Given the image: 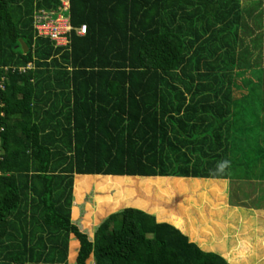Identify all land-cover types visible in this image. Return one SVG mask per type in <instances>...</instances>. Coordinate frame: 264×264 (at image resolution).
<instances>
[{"label": "trees", "instance_id": "obj_1", "mask_svg": "<svg viewBox=\"0 0 264 264\" xmlns=\"http://www.w3.org/2000/svg\"><path fill=\"white\" fill-rule=\"evenodd\" d=\"M68 1L69 42L55 46L36 36L33 15L60 0H0V264H69L71 236L75 264H230L131 207L139 202L131 189L165 191L134 176L226 178L245 163L246 153L234 150L237 131L248 132V151L255 141L254 165L264 167L258 95L252 117L249 107L235 112V93L253 87L255 66L264 73V32L249 37L246 21L262 4ZM28 64L25 72L3 69ZM112 176H133L128 200L115 199L123 179ZM76 177V219L91 186L99 203L108 191L128 205L109 212L92 238L71 220ZM171 187L187 189L181 180ZM14 217L32 234L14 228Z\"/></svg>", "mask_w": 264, "mask_h": 264}, {"label": "rangeland", "instance_id": "obj_2", "mask_svg": "<svg viewBox=\"0 0 264 264\" xmlns=\"http://www.w3.org/2000/svg\"><path fill=\"white\" fill-rule=\"evenodd\" d=\"M262 16H264V11L262 12ZM262 68L263 67L255 66L253 71H255L256 69V71H258L259 73L258 74L256 73L257 75L255 76L251 75L247 79L248 82L253 84L252 88L245 86L241 88V91H238L237 93H235L236 98H237L235 112H237V115L239 114V108L242 106H245L247 111L249 107V111L247 112L248 116L250 117L253 116L252 107H250V101L258 93L264 94V73L262 72L263 71ZM260 87H261V91L258 90ZM259 102L261 105L264 106V99L262 101L257 100L255 101L254 104H258ZM238 105H239V108H238ZM246 133L248 134V132ZM246 133H242V131H237L236 138H235L236 145L233 144L235 151L236 150L238 152L244 151V153H246L243 156L246 164L236 163L238 162L237 158L233 159V163H236L238 167L235 169H232L231 172L229 173L232 179L229 181V185H228L229 195L227 199H225L226 202L230 204L231 206H243V208H231V207L228 208L227 206H225V202L221 201V203H217V205L221 206V208L213 209L214 207H211L210 212L212 216L215 217L214 221L220 220V222L225 225L222 231H226L227 236H230L234 242L239 241L236 245V248L238 247V250H235L233 254L229 252V255L232 256L231 258L235 259L236 264H244V263H240V260L244 262L245 259L246 261H249L248 264H264V229L260 227V223H262L263 221L262 219L264 218V215L260 214L261 212H252L248 210V207H253L257 209L259 208V209L264 210V181L260 182L258 180V182H255L254 180V177H258L257 173L260 174L261 170L263 169H260V167H258V169L260 170H257V172L256 170H254V168L257 166V165H254V164H257L256 163L257 159L256 160L253 159L251 149L256 150L257 147L255 144V141L252 139L250 140V151H248V146H247L248 135ZM89 176L92 177V176H102V175H89ZM115 178L122 180V177H115ZM125 178H127V180L132 181L131 179L132 176H125ZM133 178H139V177L134 176ZM145 178H151V177H141V179L143 180ZM77 179H80V178L76 177L75 181ZM151 180H153L152 181L153 183H155L154 181H158L161 187L163 188L166 187L168 189L164 191L162 195H158L154 190L153 192L149 190L147 192L140 193L142 191L139 192L135 189H131V193H133L131 195H134V198L136 200H138L137 198L142 197L143 201L141 202L145 204V206L143 205L142 207L145 208V210L148 212H151L154 214L158 213L157 216L162 221H167V222L174 221L176 220V218L181 217L180 219L182 220V224H184L187 221L184 217L191 211L192 206L197 205L196 209H201L202 206H204L205 204L203 203L204 202L203 201L204 191L199 189V187H195V189L192 188L190 190H188L187 188L183 193L176 195L177 193L169 191L167 182L170 179H168V177H157ZM99 181L100 180H96V183H99ZM128 182H125L123 179L122 184L120 186L124 187L123 184H125L126 186L128 185L129 187ZM190 182L191 181L188 182L189 188L192 187L191 186L192 184ZM195 182L197 181H194L193 183ZM89 184L90 183L86 184V186ZM81 185L84 186L85 183ZM91 188L93 190L85 189V193L83 194V197H85L86 201L90 200V203L91 202L93 203L94 209H96L95 207L96 205L97 208H99L101 210V213L103 214L104 212L102 209H107L105 206V201H108L109 198H111V194L108 193V200L106 199V195L103 194L102 195L103 199L101 200L102 202H100L101 204L98 205L97 203L98 200L95 198L97 196H100L101 194H98L97 192H95L94 190L95 186H91ZM119 196L122 197L123 199L126 198L125 200L129 199V196H127V192L125 191L124 188H122V191L120 190V194L116 196L115 199ZM189 197L192 198L193 201H196V202H193L192 199H189ZM90 203L87 202L85 205L90 206ZM124 204L121 203L119 206L115 204L113 211L124 208L125 207ZM218 209H220L219 215H217L218 211H214ZM206 211L207 210H205L204 212L205 214L204 217L206 216L208 218L210 216V213H207L208 211L207 212ZM160 213L161 215L159 216ZM198 214L201 215V213L199 212ZM194 218L197 219L196 216H194ZM214 238L216 239V241H214L215 243L217 242V238L216 237ZM248 241H251V242L254 241V244L250 242V244L254 245V250L243 252L244 248L246 249L248 246H250L249 243L246 244ZM197 245L199 247L201 246L200 244H197ZM70 261H71V264H75L73 259ZM92 263H93L92 258H90L87 261V264H92Z\"/></svg>", "mask_w": 264, "mask_h": 264}, {"label": "crops", "instance_id": "obj_3", "mask_svg": "<svg viewBox=\"0 0 264 264\" xmlns=\"http://www.w3.org/2000/svg\"><path fill=\"white\" fill-rule=\"evenodd\" d=\"M242 2V8L243 9H247L249 6H251L250 8H252V4L253 2H259L261 3V7H257V5L254 7V13H252V16L246 18V21L249 25V27H251L250 32L248 33L249 37H254L256 35L262 34L264 32V16H262V13H260L259 11L264 10V0H241ZM263 12V11H262ZM254 22L257 25V28L254 27ZM259 91H261V87L258 89ZM258 98L260 101H262L264 99V94L263 93H258ZM259 120L260 123L263 125L264 127V110L262 112L259 113ZM259 142L260 145L263 146L264 144V132H259ZM258 167H260V169H264V167L261 166V164H258L257 167L255 168L256 172L258 169ZM229 173L231 172L232 168H229ZM235 169V168H233ZM228 173V174H229ZM258 177H254L255 182H258V180L264 181V179L261 178V174L257 173ZM104 176V175H103ZM105 176H110V175H105ZM112 177H122V179H124L125 182H128L130 180H127V178H125V176H112ZM133 177V176H132ZM137 177V176H136ZM153 178H157V177H151V178H145V179H153ZM259 178V179H257ZM139 179H141V177H139ZM168 187H169V191L170 192H175L173 191L172 187H171V183H173L174 181L177 180H181L183 181V183L185 184V186L188 188V190L190 189H195V187H199V189H201L202 191H204L203 193V197H204V206H202L201 209H196V206H192L191 211L184 217L187 221L182 224V220L180 219L181 217L176 218V220L174 221H169L168 223L173 224L174 226H176L178 229H180V231L182 233H184L189 239L190 241L195 242L196 244H200L201 249L205 250V251H209V252H214L217 253L219 255H221L223 258H225L230 264H236L235 259L231 258L232 256L229 255V252H231L232 254L234 253L235 250H238V247L236 248L237 243L239 242H234L233 239H231L230 236H227V232L226 231H222V229L224 228V224H222L220 222V220H215V217L212 216L210 209L211 207H214L213 209L216 208H221V206L217 205V203H221V201L225 202V206H227L228 208H243V206H231L230 204H228L226 202L225 199H227L228 195H229V181L232 179V177L229 175H227L226 178H219V179H214V178H193V177H168ZM196 179V180H194ZM236 179V178H235ZM239 179V178H238ZM186 181H191L190 183L192 184L191 188L188 187V182ZM194 181H197L195 183H193ZM76 182H74V196H73V206L71 209V220L85 233H87V235L92 238L93 237V233H94V227L99 224L109 212H112L115 206V202L114 200H112L111 198H109L108 200V191L104 193V195H106V199L108 201H105V206L107 209H102L103 210V214L101 213V210L99 208H97V206L95 205L96 209H94L93 207V203L91 204L90 201H86L85 197L82 200V202L80 203V208H79V212H80V216L76 219L74 216V208H75V202L77 200V193H76ZM144 182V181H143ZM153 183V182H152ZM124 187L121 188H125V184H123ZM160 185V184H159ZM161 187V185H160ZM95 189V188H94ZM165 191L168 189L166 187H164ZM122 191V189H120ZM136 190V189H135ZM152 191L153 190L158 194V195H162L163 192H161L160 189H156L155 187L152 188H141V189H137V191H142L140 193L143 192H147V191ZM128 190H126L127 192ZM169 193V192H168ZM177 193L176 195H179L180 193H183L181 191H177L175 192ZM103 194V193H102ZM171 194V193H170ZM139 200V202L137 203L138 200L135 199V202L137 203L136 205H134L133 207H138L141 208L143 210H145V208H143L142 206L145 204L141 201H143L142 197L137 198ZM189 199H192L189 197ZM193 201V199H192ZM90 203V206L85 205L86 203ZM196 202V201H193ZM201 202V201H200ZM98 205H100L101 203H99L97 201ZM121 203H125L123 201L117 202V206H119ZM224 204V203H223ZM230 205V206H229ZM125 207H127V204H124ZM132 207V206H131ZM245 208V207H244ZM154 210V209H153ZM205 210H207V213H210V216L207 218L206 216L204 217V212ZM248 210L252 211V212H261L260 214L264 215V210L263 209H257V208H253V207H248ZM146 211V210H145ZM214 211H218L217 215H219L220 209L218 210H214ZM212 211V212H214ZM148 212V211H146ZM201 213V215L198 214ZM151 213V212H148ZM154 214V213H151ZM158 213L154 214V216L156 217L157 221L162 222V220H160L158 218ZM161 215V213L159 214V216ZM194 216H196L197 219L194 218ZM176 217V216H175ZM179 219V220H177ZM13 227L14 228H24L25 232L24 234H27V236L32 234V226L26 222H22L19 223L17 218H13ZM262 223H260V227L262 229H264V218L262 219ZM167 222V221H165ZM190 233V234H189ZM217 238V242L214 243V241H216ZM8 241V240H7ZM258 241V240H257ZM10 243V241H8ZM26 242H29V239L26 240ZM204 242V244L202 243ZM251 241H248L246 244L249 243L250 246H248L246 249L244 248L243 252H247L249 250L253 251L254 250V241L251 242L252 244H250ZM232 243V244H231ZM70 252L68 255V260H69V264H71L70 260H75V256H76V249H77V241L76 239L71 236L70 237ZM246 247V246H245ZM255 258V256H254ZM232 259V261H231ZM250 260V259H249ZM234 262V263H233ZM249 261H245L243 262L242 260H240V263H244V264H248Z\"/></svg>", "mask_w": 264, "mask_h": 264}, {"label": "built area", "instance_id": "obj_4", "mask_svg": "<svg viewBox=\"0 0 264 264\" xmlns=\"http://www.w3.org/2000/svg\"><path fill=\"white\" fill-rule=\"evenodd\" d=\"M69 1L60 0V5L56 9L39 10L33 15V28L35 29L36 36L49 38L54 41L55 46H65L68 44V34L72 30L68 16ZM78 34L83 35L86 32V26L81 25L77 29ZM32 68L31 64L21 67H3L4 70L11 69L12 71L18 70L25 72ZM3 89V85L0 84Z\"/></svg>", "mask_w": 264, "mask_h": 264}, {"label": "water", "instance_id": "obj_5", "mask_svg": "<svg viewBox=\"0 0 264 264\" xmlns=\"http://www.w3.org/2000/svg\"><path fill=\"white\" fill-rule=\"evenodd\" d=\"M20 46L22 48V51L25 53L27 51V46L25 45V43L20 39L19 40Z\"/></svg>", "mask_w": 264, "mask_h": 264}]
</instances>
